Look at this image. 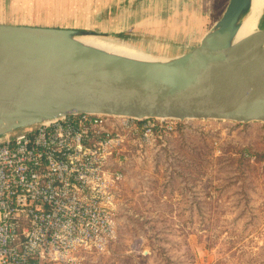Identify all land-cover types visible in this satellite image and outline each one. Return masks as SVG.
Wrapping results in <instances>:
<instances>
[{
    "label": "rangeland",
    "instance_id": "rangeland-1",
    "mask_svg": "<svg viewBox=\"0 0 264 264\" xmlns=\"http://www.w3.org/2000/svg\"><path fill=\"white\" fill-rule=\"evenodd\" d=\"M223 1L0 0V23L93 30L160 59ZM127 149L116 243L84 264H264V122L178 120Z\"/></svg>",
    "mask_w": 264,
    "mask_h": 264
},
{
    "label": "water",
    "instance_id": "water-1",
    "mask_svg": "<svg viewBox=\"0 0 264 264\" xmlns=\"http://www.w3.org/2000/svg\"><path fill=\"white\" fill-rule=\"evenodd\" d=\"M247 8L225 0L200 33L149 61L106 57L71 38L93 30L0 23V123H9L0 135L72 113L264 122V26L227 56Z\"/></svg>",
    "mask_w": 264,
    "mask_h": 264
},
{
    "label": "built area",
    "instance_id": "built-area-1",
    "mask_svg": "<svg viewBox=\"0 0 264 264\" xmlns=\"http://www.w3.org/2000/svg\"><path fill=\"white\" fill-rule=\"evenodd\" d=\"M177 119L72 113L0 135V264H84L117 233L131 140Z\"/></svg>",
    "mask_w": 264,
    "mask_h": 264
},
{
    "label": "bare ground",
    "instance_id": "bare-ground-1",
    "mask_svg": "<svg viewBox=\"0 0 264 264\" xmlns=\"http://www.w3.org/2000/svg\"><path fill=\"white\" fill-rule=\"evenodd\" d=\"M247 3L248 8L240 19L234 35L229 40L227 56L240 55L244 51L248 36L259 25L260 15L264 14V0H247ZM71 38L81 43L85 49L106 57L140 61L151 60L144 52L120 42L85 35H72ZM8 128L9 123L7 121L0 123V132H4Z\"/></svg>",
    "mask_w": 264,
    "mask_h": 264
},
{
    "label": "crops",
    "instance_id": "crops-1",
    "mask_svg": "<svg viewBox=\"0 0 264 264\" xmlns=\"http://www.w3.org/2000/svg\"><path fill=\"white\" fill-rule=\"evenodd\" d=\"M225 1V0H224ZM223 1V2H224ZM220 7H221V5H220ZM219 7V8H220ZM219 8H218V10H219ZM218 10H216L215 11V13L213 14V18L216 16V13H217V11ZM141 14H142V10H139V15H140V17H139V19L140 20H142L143 18L141 17ZM212 17H209L208 18V20H207V18H203V17H199V21H200V23H198V25L196 26L197 27V29H196V34H198V33H200L203 29H204V26H205V24H206V22L207 21H209ZM196 18V17H195ZM144 22L146 21V20H143ZM116 243V240L114 241V244ZM113 246V245H112ZM111 254V253H110ZM106 255H109V253L108 254H106Z\"/></svg>",
    "mask_w": 264,
    "mask_h": 264
},
{
    "label": "trees",
    "instance_id": "trees-1",
    "mask_svg": "<svg viewBox=\"0 0 264 264\" xmlns=\"http://www.w3.org/2000/svg\"><path fill=\"white\" fill-rule=\"evenodd\" d=\"M223 4V3H222ZM222 4H221V6H222ZM218 10V9H217ZM120 36H124V34L123 33H121V34H119Z\"/></svg>",
    "mask_w": 264,
    "mask_h": 264
}]
</instances>
